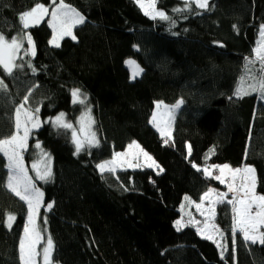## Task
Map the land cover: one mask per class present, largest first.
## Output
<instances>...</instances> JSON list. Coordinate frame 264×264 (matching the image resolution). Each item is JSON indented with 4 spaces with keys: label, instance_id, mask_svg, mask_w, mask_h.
Instances as JSON below:
<instances>
[{
    "label": "trees",
    "instance_id": "trees-1",
    "mask_svg": "<svg viewBox=\"0 0 264 264\" xmlns=\"http://www.w3.org/2000/svg\"><path fill=\"white\" fill-rule=\"evenodd\" d=\"M219 1L209 0L207 10L193 4L191 10L177 13L172 10L183 8L182 0H157V8L176 21L173 26L145 15L136 0H65L85 16V23L74 30L76 39L66 37L59 47L52 46L50 17H45L27 30L36 55H25L22 49L17 63L25 66L13 76L0 69L8 86L7 92H0V136L10 133L14 107L29 89V106L40 108L42 125L32 131L23 157L44 194L38 228L43 241L49 235L53 240V263L264 264V245L245 242L238 232L233 247L231 206L226 203L218 206L216 218L228 249L223 258L216 243L194 226L187 224L179 231L175 227L185 196L199 202L208 188L221 186L197 167L250 165L256 190L264 194V98L259 92L231 94L225 85L230 61L226 65L216 56L196 61L189 44L205 17L207 46L231 57L250 53L264 25V0H253L246 22L229 15ZM39 2L51 5V0ZM33 4L34 0H0V31L9 38L22 33L19 15ZM130 58L143 69L134 80L125 63ZM249 67L258 75L259 62ZM74 88L87 95L84 104L72 103ZM181 99L173 135L165 144V137L150 123L152 113L158 101L175 104ZM89 108L99 146H86L76 154L71 130L46 121L63 112L75 127ZM133 141L163 171L120 169L102 175L97 164ZM42 151L50 156L52 175L47 181L39 180L32 167ZM6 163L0 153V264H21L19 242L27 205L4 186ZM8 213L16 216L11 229L5 226Z\"/></svg>",
    "mask_w": 264,
    "mask_h": 264
},
{
    "label": "snow or ice",
    "instance_id": "snow-or-ice-1",
    "mask_svg": "<svg viewBox=\"0 0 264 264\" xmlns=\"http://www.w3.org/2000/svg\"><path fill=\"white\" fill-rule=\"evenodd\" d=\"M182 2L183 8H174L172 11L180 13L191 10L193 4L200 10H207L209 7V0H182ZM136 3L144 14L152 19L159 18L169 21L173 26L175 25L176 21L172 17L165 11L156 8L157 0H136ZM49 7H51V11H49ZM45 17H50L47 23L53 33L49 43L56 47H59V40L64 36H71L75 40L76 37L72 32L73 28L85 23V16L75 7L65 3V0H51L50 6H45L39 0H34L31 9L19 15V21L23 29L22 33L9 38L4 35L3 31H0V69H2L3 74L13 76L16 70L24 68L25 65L23 63H17L18 58L22 59V57H19L22 49L25 55L32 57L36 55L33 37L27 30L39 25ZM233 27L235 28L236 26L234 25ZM259 35L260 39L257 41V47L253 49L254 58H245V75L241 76L234 92L237 97L259 92L261 97L264 98V25L260 26ZM25 40L28 44L27 49H24ZM257 62L260 64L258 75L253 74L252 69L249 67ZM125 63L132 69V79H135L143 72V69L136 61L129 59ZM27 66L33 73L36 72V68L31 61H28ZM249 80L252 83H248L247 81ZM7 88V84L0 78V92H7ZM31 91L32 89H29L28 94L15 105L10 133L7 136H0V153L7 159L5 165L7 178L4 186L27 205L28 221L25 224L24 234L19 242V260L21 264H37L38 256H42L43 264H53L54 243L50 235L43 246L42 253L37 251L41 233L36 226V217L44 194L36 187L35 181L29 175L23 157V153L28 147L30 134L34 129L41 127L40 108H31L29 106ZM71 97L73 104H84L87 100V95L82 93L79 88L72 89ZM181 104H183L182 99L178 100L173 106L165 105L163 101L156 102V110L152 113L150 123L158 129L162 137H165V144H168L171 140V131L169 130L171 113L179 108ZM161 109H163V112H161ZM165 113L169 116L168 120L162 119ZM46 122L52 123L57 129L71 130V139L75 145L76 154H79L86 146L88 148L99 146L96 133L92 130L94 120L91 118L90 108L85 113H82L78 121L80 125L79 132L71 122L66 120V114L63 112ZM36 147H40L39 143ZM128 148L130 150L135 148L137 151L114 153L111 160L97 164L100 173L103 175L106 171L114 172L118 165L126 164L129 168L141 167L142 165L139 163L141 157H143L144 164L148 168H159L153 157L135 141ZM188 153L189 155L191 154V145H188ZM208 158L206 156L205 160L207 161ZM41 164H43V168H41ZM32 167L39 180L47 181L51 178L50 156L47 153L42 151L41 160L34 163ZM193 167L197 166L194 164ZM217 169L219 170V175L213 177V171ZM159 170L163 171V169ZM197 170L202 171L206 178H214L221 184H226L227 192H217L216 189L208 188L200 198L201 203L195 205L201 215L206 217L203 227H200L201 222L194 221L191 217L188 224L195 226L196 231L203 238L216 243L220 249L221 258H223L228 250L227 244L220 242L225 239L224 233L214 223L210 224L209 222L216 215V206L226 203L231 206L233 247H235V238L238 232L242 235V239L245 242L264 245V194L256 192L257 177L255 169L247 165L232 168L230 165L224 164L222 166L211 165L203 169L197 167ZM229 193H231V199H228ZM185 200L190 201V198L186 196ZM205 201L208 202L207 208H203ZM47 207L51 209L53 204L48 203ZM15 220L16 216L8 213L5 226L11 229ZM175 227L178 231L185 227L183 220H176ZM217 236L220 237V240L216 239Z\"/></svg>",
    "mask_w": 264,
    "mask_h": 264
},
{
    "label": "rangeland",
    "instance_id": "rangeland-1",
    "mask_svg": "<svg viewBox=\"0 0 264 264\" xmlns=\"http://www.w3.org/2000/svg\"><path fill=\"white\" fill-rule=\"evenodd\" d=\"M254 3L253 0H220L219 1V4L220 6L231 16H238L240 17L241 20L243 21H248L250 19V13H251V6L252 4ZM157 5V4H156ZM157 8V6H156ZM158 9V8H157ZM159 10V9H158ZM79 26V25H77ZM75 26L72 30L73 32V35L75 36V33H74V30L75 28L77 27ZM206 26V18L203 17L200 21V23L198 24V27L196 28L195 32L192 34V36L190 37L189 39V44L191 46V50H190V53L191 55L193 56L194 60L196 61H203L205 59H209L210 57H218L220 60H223L224 63L227 65V62L230 61V67H229L227 70H226V79H225V85H228L229 86V89L235 91L239 82H240V78H241V75L244 74L243 72V68L246 64V60H245V57H248L246 55H244V57H241L239 56V58L235 59L233 57H231L230 55H222V54H218L217 51H215L213 48L207 46L204 42H203V33H204V28ZM53 35V33H52ZM66 37H70L72 38L71 36H64L62 39L59 40V45L61 44L62 40ZM52 45V44H51ZM54 46V45H52ZM250 58L253 59L254 58V53L253 51L251 52L250 54ZM131 60H134L136 61L135 59H132L130 58ZM129 60V59H128ZM137 62V61H136ZM138 63V62H137ZM224 64V65H225ZM127 65V64H126ZM140 66V65H139ZM127 67L129 68L130 70V73L132 74V69L127 65ZM141 67V66H140ZM141 75V74H140ZM139 75V76H140ZM240 75V78L237 80V77H239ZM137 76V77H139ZM136 77V78H137ZM135 78V79H136ZM134 80V79H133ZM248 83H252V81H247ZM165 105H168V106H173L175 104H168V103H165L163 102ZM183 104L180 105L179 108L175 109L172 113H171V124H170V128L169 130L171 131V137L173 135V130H174V123H175V119H176V115H177V112L179 111V109L181 108ZM156 110V108H155ZM86 112V111H85ZM84 112V113H85ZM161 112H163V109H161ZM81 117V116H80ZM79 117V119H80ZM92 118V116H91ZM78 119V121H79ZM162 119L164 120H168L169 119V116L167 113H165L162 117ZM41 120V119H40ZM41 125H42V121H41ZM153 125V124H152ZM154 126V125H153ZM79 123L77 122V126H75L76 130L79 132ZM155 127V126H154ZM156 128V127H155ZM35 130V129H34ZM92 130H93V125H92ZM156 130L158 131V129L156 128ZM159 132V131H158ZM160 133V132H159ZM31 135V134H30ZM30 137V136H29ZM29 140V139H28ZM137 144L140 145L141 148H143L141 146V144L138 142V141H135ZM132 144V143H131ZM130 145V144H129ZM128 145V146H129ZM144 149V148H143ZM135 152L137 151L135 148L133 149H129L128 147L125 149V150H122V151H119V152ZM144 151H146L144 149ZM147 152V151H146ZM212 152V150L210 151V153ZM148 153V152H147ZM149 155H151L150 153H148ZM152 156V155H151ZM153 157V156H152ZM130 158V157H129ZM154 159V158H153ZM111 160V159H109ZM155 160V159H154ZM107 161V160H106ZM139 163L142 165L141 167H138V168H129L127 167V165H118L116 166V169L114 172L120 170V169H139V168H148L145 164H144V161H143V157L140 158V161ZM25 164V162H24ZM157 164V162H156ZM158 165V164H157ZM224 165V164H222ZM221 165V166H222ZM229 165V164H228ZM211 165H206L205 167H210ZM231 166V165H230ZM247 166H250V165H247ZM26 167V165H25ZM232 168H236L234 166H231ZM243 167V166H242ZM252 167V166H251ZM155 170H159V168H153ZM216 175H219V170H214L213 171V177L216 176ZM227 175V174H226ZM256 175V173H255ZM220 183V182H219ZM221 184V183H220ZM37 187V186H36ZM38 188V187H37ZM213 189H216L217 192H227V187H226V184H221L220 187H211ZM257 192V190H256ZM258 193V192H257ZM186 197V196H185ZM185 197H184V200L181 204V207H180V212H181V217L179 219H182L184 224L187 225L188 224V221H189V218L191 217L194 221H198V222H201L200 223V227H203V222L205 221L206 217L204 215H201V212L197 210L196 208V204H199L201 203V201L199 202H195V201H192L190 199L189 200H185ZM188 197V196H187ZM228 199H231V193H229L228 195ZM194 202V203H193ZM220 204H218L216 206V215L214 217V219L212 221H210L209 223H214L220 230L221 228L219 227V225L217 224V221H216V218H217V210H218V206ZM43 206V201L40 205V208H39V213L36 217V226H37V229L39 230L38 228V219H39V214H40V210ZM208 206V202L205 201L204 204H203V208H207ZM48 208V207H47ZM203 210V209H202ZM28 221V219H27ZM27 223V222H26ZM190 225V224H189ZM193 226V225H192ZM195 227V226H194ZM196 228V227H195ZM222 231V230H221ZM24 234V232H23ZM217 240H220V237L217 236L216 237ZM47 240L43 241V237L41 235V240L40 242L37 244V251L38 252H41L42 253V249H43V246L46 244ZM221 243H224V240H221L220 241ZM37 264H43V260H42V256H38L37 257ZM53 264H56V263H53Z\"/></svg>",
    "mask_w": 264,
    "mask_h": 264
},
{
    "label": "crops",
    "instance_id": "crops-1",
    "mask_svg": "<svg viewBox=\"0 0 264 264\" xmlns=\"http://www.w3.org/2000/svg\"><path fill=\"white\" fill-rule=\"evenodd\" d=\"M252 51H253V50H252ZM252 51H251V52H252ZM251 52L248 53V54H246V56L250 57ZM218 54H219V53H218ZM222 55H223V54H222ZM241 57H244V55L241 56ZM233 58L237 59V58H239V56H235V57H233ZM244 70H245V67L243 68V72H244ZM241 76H242V75H241ZM239 78H240V75H239V77H237V80H238ZM230 92H231V94H233L235 91H233V90L231 89Z\"/></svg>",
    "mask_w": 264,
    "mask_h": 264
},
{
    "label": "bare ground",
    "instance_id": "bare-ground-1",
    "mask_svg": "<svg viewBox=\"0 0 264 264\" xmlns=\"http://www.w3.org/2000/svg\"><path fill=\"white\" fill-rule=\"evenodd\" d=\"M246 58V57H245Z\"/></svg>",
    "mask_w": 264,
    "mask_h": 264
}]
</instances>
